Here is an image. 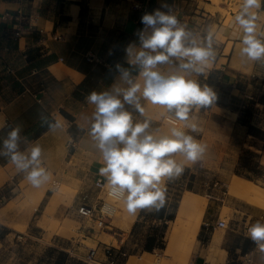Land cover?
<instances>
[{
	"label": "crops",
	"instance_id": "1",
	"mask_svg": "<svg viewBox=\"0 0 264 264\" xmlns=\"http://www.w3.org/2000/svg\"><path fill=\"white\" fill-rule=\"evenodd\" d=\"M185 1H190L193 5L188 14V22L193 29L187 31L196 34L198 38L212 31L213 46L218 50L212 67L206 74L197 77L202 87L207 85L216 93L217 101L207 108L193 110L190 117L206 120L218 138L210 146L214 169L229 164L230 180L234 175H238L256 184L261 182L264 187V61L246 62L239 55V37L234 36L238 26L235 25L234 18L241 7L223 14L219 10L211 12L207 9L204 4L213 5L212 0ZM27 2L33 3L34 7L29 9ZM108 2L0 0V150H3V141L8 133L20 125L22 130L19 150L26 151L39 144L43 150L44 166L58 179L66 175L67 180H78L80 191H94L92 184L100 175L99 169L102 167L101 154L90 134L95 106L89 104L86 97L92 91H111L113 86L127 87L121 81L119 72L110 81H105L103 75L100 76L96 81V88L89 86L93 70L99 66L94 62L107 66L110 64L96 54L102 46V38L100 37L99 45L91 44L93 35L86 29L85 23L97 22V18L106 21L108 17L104 16V10ZM175 2L177 0L129 1L130 6L135 8L136 4H139L141 8L137 9L144 12L158 9L157 5L161 3L172 5ZM19 9L24 10L28 19L25 21L26 26L23 27L21 37L15 34L16 25L9 19H3L5 13H16ZM140 11L138 13L143 14ZM259 16L261 19L257 23L261 30H264V5L259 11ZM134 22L137 24L139 19ZM102 27L100 26L99 33L103 32ZM98 36H101V33ZM81 42H84V45ZM229 46L230 52L227 53ZM89 55L93 56V60L88 59ZM172 59L178 63L175 58ZM160 67L165 72L170 70L169 65ZM34 69L38 71L36 74L33 73ZM138 75L139 73L135 76ZM251 76L254 79L248 82ZM226 87L234 102H223V90ZM248 95H253L254 99H249ZM141 104L145 106L147 118L152 121L151 129L158 128L160 134H166L161 132V118L157 117L161 113L160 109L147 106L143 100ZM125 108L132 115H138L136 122H143L146 118L132 106L125 105ZM51 121L59 122L61 127L50 129L49 125L45 124ZM200 133L201 131L189 132L201 142L205 137L200 136ZM25 175L26 173L16 169L9 157L0 155V211L5 210L4 219L7 222L0 221L1 230L6 232V237L2 240L13 238V229L8 222H17L21 213L27 217L29 226L48 194L46 190L31 216L28 215L27 208H15L13 199L2 198V189L5 187L15 192L21 189L24 183V187L29 188L31 185L25 180ZM22 195V198H25L24 192ZM217 199L223 202L218 210L219 219L225 205L240 214L238 223L234 228H229L223 236L222 247L227 250L224 264H264V253L247 234L252 224L257 221L264 223V209L240 198L228 200L222 197L221 193ZM61 208L67 209L68 206L60 203L57 210ZM143 210L139 211L131 228L140 220ZM217 222L212 221L213 227H208L211 230L207 244L199 239L202 252L198 253L192 264H213L208 260V252L210 243L216 236ZM231 234L235 239H228ZM148 252L145 251L144 254Z\"/></svg>",
	"mask_w": 264,
	"mask_h": 264
},
{
	"label": "clouds",
	"instance_id": "2",
	"mask_svg": "<svg viewBox=\"0 0 264 264\" xmlns=\"http://www.w3.org/2000/svg\"><path fill=\"white\" fill-rule=\"evenodd\" d=\"M262 5L264 0H243L234 18L239 55L246 62L264 61V30L257 23ZM170 13V8L168 13L156 9L141 17L144 29L151 32L145 35L144 30H138L140 49H126L132 68H139L138 78L133 77L132 69L117 64L120 79L127 87L92 91L86 97L95 106L90 134L101 154L99 174L105 178L109 196L120 202L129 215H137L143 209H163L167 183L179 178L187 165L202 161L208 152V146L185 129L199 132L190 113L217 101L216 93L207 85L202 87L197 77L212 67L218 50L213 46L212 31L198 38ZM160 65H169L170 70L162 71ZM141 100L167 115L174 125L167 134L151 129L152 121ZM125 105L145 116L143 122L134 123ZM49 127L55 130L61 125L55 122ZM21 130L20 125L12 128L0 155L9 157L18 171L26 173L25 180L32 187L40 188L51 183L53 175L44 166L39 144L19 150ZM177 155L182 159L178 160ZM247 234L264 253V223L252 224Z\"/></svg>",
	"mask_w": 264,
	"mask_h": 264
},
{
	"label": "rangeland",
	"instance_id": "3",
	"mask_svg": "<svg viewBox=\"0 0 264 264\" xmlns=\"http://www.w3.org/2000/svg\"><path fill=\"white\" fill-rule=\"evenodd\" d=\"M106 7L105 17H108L106 21H100L97 18V22L91 21L85 23L89 33L92 36V43L100 44L101 48L98 56L103 57L108 62V57L111 56L119 47H122L120 61L129 62V57L126 49L129 46H134L136 50L140 49L139 37L136 34L138 30H144L145 35L150 34V29H144V25L138 22L135 24V20L138 18L141 21V17L145 13H152L153 11H140L139 9L130 6V0H108ZM27 7L33 8V3L27 2ZM213 5L204 4L208 10L215 12L221 11L223 14H227L230 10H237L243 4V0H212ZM157 8L161 11L168 13L171 9L172 15H175L178 21L185 26L186 30L193 29L188 22V14H190L193 5L190 1L177 0L174 4L161 3L157 5ZM24 11V10H23ZM140 11L143 14L138 13ZM25 13V12H24ZM118 16V20H116ZM104 17V18H105ZM135 19V20H134ZM104 22V24H103ZM194 25H197L194 23ZM100 26L103 32L101 36H98ZM190 27V28H189ZM192 27V28H191ZM98 40V41H97ZM84 45V42H81ZM90 43L87 41V45ZM99 66L94 68L92 78L89 86L96 88V81L104 74L103 67H109L100 62ZM104 63V62H103ZM160 67V66H159ZM163 71V69L160 67ZM133 77H136L133 75ZM254 78L248 79V82H252ZM223 102H234V98H230V91L226 87L224 88ZM242 101V100H241ZM159 109V108H158ZM161 112V110H160ZM165 114L157 115L161 118L162 129L161 132L168 133L169 129L174 126L163 121ZM193 117V116H192ZM201 133L200 136H204L205 139L201 143L208 146V152L206 153L203 162H196L195 164H189L185 167L184 173L176 179H173L167 183L166 203H176L175 217L173 220L167 221V227L164 231V247L156 248L153 251H149L152 254L146 256L144 245L149 235L156 234L157 229H160L163 221L155 219L153 216L155 209H144L140 213V220L136 223L134 228H122L121 220L115 213L112 219L107 220V224L104 227L96 225L95 221L91 219H83L79 217L75 211V199L80 192L79 181H70L65 177L56 178L53 175L51 183L46 184V190L48 194L44 199L39 210L34 214L31 224L28 226L26 218L21 213L17 222H8L12 227L13 233L12 239H3L6 237V232L0 230V264H89L84 260L89 248L98 249V258L102 261L110 264V258L106 257L105 249L110 248L116 257V263L114 264H192L195 257L199 252H202V242L207 244V239L210 237V228L213 227L212 221H218L219 206L223 204L219 197L221 193L222 197L228 198V200L243 199L252 203V199L245 194L232 193L229 188L230 183V165L224 164L213 168L212 157L213 152L210 146L215 140H218L212 132L211 125H208L206 120L198 119L194 117V120ZM180 125V123H179ZM178 125V126H179ZM190 133V130L185 129ZM177 159H182L177 155ZM257 185L263 186V183L258 182ZM21 189L12 192L9 188H3L2 193L5 200L13 199L15 208L24 209L31 206V197L26 200L23 197V192L26 189L24 183H22ZM264 188V187H263ZM218 190H221L219 192ZM53 200V197L56 196ZM110 201L109 198H106ZM191 199L195 204L202 207V215L200 222V229L194 241V248L191 252L189 259L184 262L178 253H167L169 233L172 227L178 223L182 227H186L187 221L179 219V209L183 200ZM113 202V201H111ZM68 206L67 209L61 208L59 211L57 207L59 204ZM114 205L118 201L113 202ZM47 204L46 207H44ZM5 210L0 211V221L5 222L4 219ZM240 214L229 206H224L221 211V218L228 222L227 228H220L216 225V236L221 239V250L225 253V260L227 250L222 247V240L224 233L229 228H234V225L238 223ZM184 221V222H183ZM182 227V228H183ZM199 229V231H200ZM16 232V234H14ZM23 234L22 238L18 237V234ZM237 235L236 232H233ZM234 235H230L228 239H235ZM119 243V244H118ZM206 246V245H205ZM63 253V254H62ZM126 253V255H123ZM209 260V259H208ZM224 260V263H225ZM210 261V260H209ZM212 262V261H211ZM213 263V262H212Z\"/></svg>",
	"mask_w": 264,
	"mask_h": 264
},
{
	"label": "bare ground",
	"instance_id": "4",
	"mask_svg": "<svg viewBox=\"0 0 264 264\" xmlns=\"http://www.w3.org/2000/svg\"><path fill=\"white\" fill-rule=\"evenodd\" d=\"M230 46L226 50L227 53L230 52ZM229 188L232 193L245 194L249 196L252 199L254 206L264 209V188L257 185L255 182L239 177L238 175H234L229 183ZM45 193L46 185L40 188H34L30 186L24 191L25 199L31 197V206L29 207L28 205L27 207L29 216H31L34 210L38 207ZM56 197L57 195L53 197V200H55ZM29 202L30 200L28 203ZM114 209L115 213H117V217L119 220H121L120 226L126 229L131 228V225L135 221L138 214L129 215L123 209L120 202L115 205ZM201 215L202 207H200L198 204H195V202H193L191 199L183 200L179 209V219L180 221L185 219L187 221V225L185 228L182 226V228L180 224L176 223L172 227L169 233L167 253H178L184 262L189 259L191 256L190 254L195 246L193 243L199 231ZM220 243L221 239L219 236H215L213 241L210 243L208 259L212 261L213 264H224L225 253L221 250ZM151 254V252H148L145 255L150 256Z\"/></svg>",
	"mask_w": 264,
	"mask_h": 264
},
{
	"label": "built area",
	"instance_id": "5",
	"mask_svg": "<svg viewBox=\"0 0 264 264\" xmlns=\"http://www.w3.org/2000/svg\"><path fill=\"white\" fill-rule=\"evenodd\" d=\"M136 8H141L139 4H136ZM3 19H9L16 25V36H22L23 27H25V21L27 19V14L24 13L22 9L17 10L16 13H5L3 15ZM93 56H88L89 60L92 59ZM38 71L37 69L33 70V73L36 74ZM249 99H254L253 95H248ZM133 122L135 123L138 115H132ZM163 121L170 123L167 119V115L165 114L163 117ZM177 126L179 122H176ZM105 185V178L101 175H98L92 184V188L94 191L91 190H82L78 193L76 197V205L75 211L77 215L83 219H91L95 221L96 225L99 227H104L107 224L108 219H112L115 213V205L113 202L116 200L112 199L107 189L104 187ZM106 198H109L108 201ZM113 201V202H111ZM218 227L226 228L228 226V222L225 219H219L217 222ZM23 234L19 233L18 237L22 238ZM106 257L110 258V264L116 263L115 254L111 251L110 248L105 249ZM126 255V253H123ZM84 260L89 264H107L106 262L102 261L98 258V249L97 248H89L87 255L84 257Z\"/></svg>",
	"mask_w": 264,
	"mask_h": 264
},
{
	"label": "trees",
	"instance_id": "6",
	"mask_svg": "<svg viewBox=\"0 0 264 264\" xmlns=\"http://www.w3.org/2000/svg\"><path fill=\"white\" fill-rule=\"evenodd\" d=\"M141 23V21H139ZM122 47L117 48V50L108 57V63L110 64L109 67H103L104 74L103 79L105 81H110L112 78H114L115 74L119 71H117L115 65L119 64V60L121 57ZM120 65L123 68H129L132 69V75H136L139 73V68L135 67L132 68L129 62L127 61H120ZM53 121L46 123L45 125L52 124ZM177 208L176 203H166L165 207L161 209L159 212L154 211L153 216L155 219L163 221V224L160 229H157L156 234H151L148 236L146 243L144 245V249L146 251H153L156 248H163L164 247V231L167 227V221L173 220L175 217V209ZM1 230V227H0ZM1 233V231H0ZM63 254V253H62Z\"/></svg>",
	"mask_w": 264,
	"mask_h": 264
}]
</instances>
